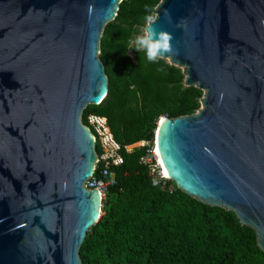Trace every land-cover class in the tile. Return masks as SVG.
Listing matches in <instances>:
<instances>
[{
  "label": "water",
  "instance_id": "95a60500",
  "mask_svg": "<svg viewBox=\"0 0 264 264\" xmlns=\"http://www.w3.org/2000/svg\"><path fill=\"white\" fill-rule=\"evenodd\" d=\"M121 1L0 0V264H82L102 204L82 113L108 93L100 39ZM152 24L203 91L195 112L158 118L163 167L264 251V0H160Z\"/></svg>",
  "mask_w": 264,
  "mask_h": 264
},
{
  "label": "trees",
  "instance_id": "16d2710c",
  "mask_svg": "<svg viewBox=\"0 0 264 264\" xmlns=\"http://www.w3.org/2000/svg\"><path fill=\"white\" fill-rule=\"evenodd\" d=\"M159 1L122 0L102 32L99 58L108 93L84 108L82 122L88 125L89 114L105 117L123 163L110 166L115 183L80 246L82 264H264L255 230L233 211L205 204L175 185L172 191L153 186L140 162L144 149L123 147L152 140L161 115L191 114L200 107L203 91L184 85L180 67L164 58L148 63L143 52L128 48Z\"/></svg>",
  "mask_w": 264,
  "mask_h": 264
},
{
  "label": "built area",
  "instance_id": "2783aa9c",
  "mask_svg": "<svg viewBox=\"0 0 264 264\" xmlns=\"http://www.w3.org/2000/svg\"><path fill=\"white\" fill-rule=\"evenodd\" d=\"M89 129L94 135L95 146L101 147L99 153L96 152L97 160L91 176L86 180L85 186L89 189H97L101 199L105 196L108 188L115 183L114 172L110 166L123 163L121 155V145L114 139L110 131L106 118L95 114L87 117ZM126 151H131L134 147L144 149V154L140 157V162L147 167L148 174L153 186L172 191L174 182L163 172V164L157 150L155 135L152 140H139L135 143L124 145Z\"/></svg>",
  "mask_w": 264,
  "mask_h": 264
},
{
  "label": "clouds",
  "instance_id": "9594fccd",
  "mask_svg": "<svg viewBox=\"0 0 264 264\" xmlns=\"http://www.w3.org/2000/svg\"><path fill=\"white\" fill-rule=\"evenodd\" d=\"M172 40V34L157 29L152 24L145 31L131 38L127 43L128 48L135 49L137 52H143L144 59L148 63L155 64L162 56L172 52Z\"/></svg>",
  "mask_w": 264,
  "mask_h": 264
},
{
  "label": "bare ground",
  "instance_id": "6f19581e",
  "mask_svg": "<svg viewBox=\"0 0 264 264\" xmlns=\"http://www.w3.org/2000/svg\"><path fill=\"white\" fill-rule=\"evenodd\" d=\"M168 60V58H166ZM163 120V117L160 119V121ZM158 150V149H157ZM163 172L166 176H168L167 172L165 171L164 167H163Z\"/></svg>",
  "mask_w": 264,
  "mask_h": 264
},
{
  "label": "rangeland",
  "instance_id": "374dc122",
  "mask_svg": "<svg viewBox=\"0 0 264 264\" xmlns=\"http://www.w3.org/2000/svg\"><path fill=\"white\" fill-rule=\"evenodd\" d=\"M147 24V23H146ZM145 26L146 25H144L142 28H141V31L139 32V33H142L143 31H145ZM166 60V59H165ZM167 61V60H166Z\"/></svg>",
  "mask_w": 264,
  "mask_h": 264
}]
</instances>
